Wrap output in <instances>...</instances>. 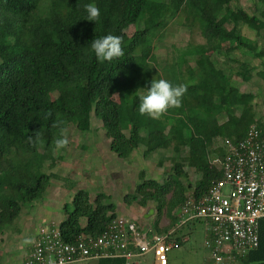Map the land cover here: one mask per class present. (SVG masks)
I'll list each match as a JSON object with an SVG mask.
<instances>
[{
    "label": "trees",
    "instance_id": "trees-1",
    "mask_svg": "<svg viewBox=\"0 0 264 264\" xmlns=\"http://www.w3.org/2000/svg\"><path fill=\"white\" fill-rule=\"evenodd\" d=\"M235 1L0 0V237L16 220L20 207L39 200L48 187L50 177L43 169L51 164L56 150L53 141L59 129L52 124L57 116L66 130L72 127L88 133L92 114L109 141L108 150L120 160L138 147L144 154L170 148L177 135H182V146L197 153L188 159L199 175L192 195L195 199L206 195L210 182L220 178L208 163L214 141L237 142L250 125L264 135V121L255 119L252 106L241 103L251 97L239 93L230 77L215 66L217 56L236 64L228 55L237 49L264 57V21L242 9L233 10ZM87 3L100 9L95 22L86 20ZM182 13L197 26L204 44L195 47L197 59L192 68L181 56L175 63L158 67L153 43ZM126 27H132L129 36L123 31ZM242 27L261 38L260 49L255 40L252 48L248 46L240 35ZM106 35L122 38L124 56L100 63L90 45ZM237 69L234 74L246 80L249 67L241 62ZM256 75L264 80V71ZM153 79L188 86L182 106L169 109L158 120L138 111L139 97ZM46 113H50L48 118ZM38 130L43 143L33 147L28 137ZM180 148L173 145L171 150L178 153ZM220 155L218 152L217 157ZM182 174V164H174V175ZM190 188L172 179L162 184L146 180L136 186L135 195L124 196L123 201L140 207L152 203L153 233H169L170 240L176 241L180 227H176L175 210ZM104 200L97 194L90 203L87 192H75L70 206L62 208L63 220L57 226L61 240L71 243L78 235L96 238L104 233L115 218L114 206ZM162 215L168 224L157 228ZM257 235V248L239 264H264V219ZM97 264L123 262L113 259Z\"/></svg>",
    "mask_w": 264,
    "mask_h": 264
},
{
    "label": "rangeland",
    "instance_id": "rangeland-1",
    "mask_svg": "<svg viewBox=\"0 0 264 264\" xmlns=\"http://www.w3.org/2000/svg\"><path fill=\"white\" fill-rule=\"evenodd\" d=\"M232 9H242L249 15L264 21V0H236L232 4ZM190 19L182 14L172 20L168 26L159 35L153 43L152 54L155 58L156 65H170L177 62V57H183L187 61L188 67L193 66L197 59L195 47L203 45L204 41L200 37L197 26L190 23ZM229 28V26H225ZM127 36L131 35L132 27H126L123 30ZM240 35L250 48L253 46V40L257 43V48H261V38H255L253 33L246 28L240 29ZM251 52L243 49L234 50L228 57L235 59L236 64L228 62L225 57H215V66L222 71L225 76L230 77V83L237 89L239 93L249 95L250 100L241 103L252 106L255 119L260 118L264 121V110L262 109V98L264 96V80L257 73L264 71V57L253 56ZM245 63L249 67V73L246 80H242L240 76L234 74L239 63ZM185 65L181 66L183 69ZM238 70V69H237ZM112 98L116 99V95ZM53 99V97H52ZM222 121V120H220ZM264 126V124H263ZM166 132L170 131L169 126L165 128ZM69 144L66 148L55 150L52 154V162L45 164L43 172L49 175L50 179L48 187L44 195L32 205L39 201L52 202V209L45 213L42 224L52 223L57 226L63 220L62 205L70 206V201L75 192L83 190L88 193L89 202L91 203L97 194L105 197V203H110L115 208V218H127L142 228L146 227L153 232L152 225L155 220V210L152 203H147L144 207L138 206L135 202L129 205L123 201L124 196L135 195V188L142 181L151 180L158 184L164 183L168 179L179 181L183 187L190 185L191 188L186 192L192 191L199 180V175L195 167L188 165V159L196 157L197 153L193 148H185L182 146V135H177V139L172 141L170 148L165 150H157L150 154H144L143 148L138 147L124 160L117 159L107 148L106 138L103 136L100 123L93 117L89 116L88 133H80L72 127L67 130ZM97 132L95 138L89 133ZM123 133H126L124 131ZM103 142L97 147H92V142ZM175 142V144H174ZM220 140H215L208 160L212 161L217 156L221 145ZM173 145L181 147L178 153L171 150ZM182 164V175L176 177L174 175V164ZM58 197L59 202L52 198ZM42 199V200H41ZM22 205L23 207L29 206ZM51 208V207H50ZM152 210L151 215L144 218V214ZM40 217V218H41ZM41 222V221H40ZM81 226L84 222L81 220ZM168 224V219L163 215L159 218L157 228H164ZM17 226V218L12 224V232ZM17 228V227H16ZM202 224L191 222L176 231L177 236H184L186 241L179 248L170 251L167 254V264H204L205 250L203 249V230ZM150 257L143 258L142 264H150ZM89 262H81L77 264H86Z\"/></svg>",
    "mask_w": 264,
    "mask_h": 264
},
{
    "label": "built area",
    "instance_id": "built-area-1",
    "mask_svg": "<svg viewBox=\"0 0 264 264\" xmlns=\"http://www.w3.org/2000/svg\"><path fill=\"white\" fill-rule=\"evenodd\" d=\"M220 157L208 163L220 173L210 182L206 195L195 199L192 191L175 210L176 227L202 224L204 264H239L258 245V224L264 219V135L250 125L244 137L220 146ZM170 240L134 221L116 217L100 236L78 235L71 243L61 240L58 227L40 226L22 264H74L84 261L122 259L137 264L146 256L151 264H167V254L186 241Z\"/></svg>",
    "mask_w": 264,
    "mask_h": 264
},
{
    "label": "clouds",
    "instance_id": "clouds-1",
    "mask_svg": "<svg viewBox=\"0 0 264 264\" xmlns=\"http://www.w3.org/2000/svg\"><path fill=\"white\" fill-rule=\"evenodd\" d=\"M84 10L87 13L86 20L97 21L100 18V9L94 3H87L84 5ZM90 49L94 53L98 62H111L114 59H119L124 56L122 48V38L114 35H106L101 38L93 39L91 41ZM186 84L173 85L166 79H153L150 87L139 97L138 111L141 115H147L149 118L158 120L167 113L169 109H178L182 106V97L187 91ZM50 113L45 114L48 118ZM64 121L58 116L52 124L53 128L59 129V135L53 141L56 150L64 149L69 144L67 131L62 127ZM28 143L33 146L42 145V132L38 130L34 136L28 137ZM32 241L25 239L24 243L29 244Z\"/></svg>",
    "mask_w": 264,
    "mask_h": 264
},
{
    "label": "crops",
    "instance_id": "crops-1",
    "mask_svg": "<svg viewBox=\"0 0 264 264\" xmlns=\"http://www.w3.org/2000/svg\"><path fill=\"white\" fill-rule=\"evenodd\" d=\"M192 67L193 66H191L190 68ZM89 134L93 136V138H95L96 135H99L97 134V132L94 131H91ZM105 140L107 142V148H108L109 141L107 139ZM103 142H95L94 140V143L92 142L91 146L97 147L98 144ZM52 199L55 200L56 202L60 201L58 197ZM64 205L66 204H63L61 209L63 208ZM42 207L45 209V213H48L49 210L55 211L54 209H52L53 206L50 200H48L46 203L43 201H39L34 205L30 204L29 206L23 207L24 211L21 212L20 210L19 215L17 216V226L14 227L15 228L14 233L12 232L13 229L12 227L4 229L3 234L0 237V264H22L26 254L30 251L32 244V242L29 244H25L24 243L25 239H30L31 241H33L35 233L40 226L53 224V222L42 225L40 224L43 222V219L45 217L44 215H42V217L40 216V214L42 213ZM108 260H113V259H108ZM98 261H84V262H89L86 264H97ZM142 262L143 261H140L137 264H142ZM77 263H81V262H77Z\"/></svg>",
    "mask_w": 264,
    "mask_h": 264
},
{
    "label": "water",
    "instance_id": "water-1",
    "mask_svg": "<svg viewBox=\"0 0 264 264\" xmlns=\"http://www.w3.org/2000/svg\"><path fill=\"white\" fill-rule=\"evenodd\" d=\"M152 210L148 209V211L144 214V218H147L149 215H151Z\"/></svg>",
    "mask_w": 264,
    "mask_h": 264
}]
</instances>
